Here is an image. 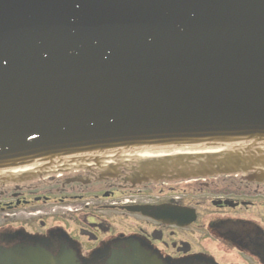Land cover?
Masks as SVG:
<instances>
[{
	"label": "water",
	"instance_id": "water-1",
	"mask_svg": "<svg viewBox=\"0 0 264 264\" xmlns=\"http://www.w3.org/2000/svg\"><path fill=\"white\" fill-rule=\"evenodd\" d=\"M107 151L138 184L264 181V0H0V171Z\"/></svg>",
	"mask_w": 264,
	"mask_h": 264
},
{
	"label": "flooded vegetation",
	"instance_id": "flooded-vegetation-1",
	"mask_svg": "<svg viewBox=\"0 0 264 264\" xmlns=\"http://www.w3.org/2000/svg\"><path fill=\"white\" fill-rule=\"evenodd\" d=\"M135 154L0 171V264L36 248L77 264H264V181H131Z\"/></svg>",
	"mask_w": 264,
	"mask_h": 264
}]
</instances>
